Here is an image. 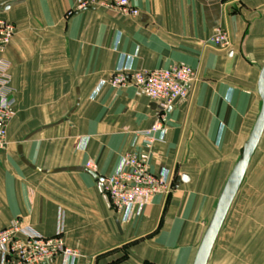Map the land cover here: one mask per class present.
<instances>
[{"label": "crops", "instance_id": "0c3cea01", "mask_svg": "<svg viewBox=\"0 0 264 264\" xmlns=\"http://www.w3.org/2000/svg\"><path fill=\"white\" fill-rule=\"evenodd\" d=\"M111 1L0 0L16 27L0 55L15 99L0 149V229L20 218L44 236L61 230L79 255L52 264H193L260 114L264 0H131L136 16ZM218 28L229 48L213 45ZM122 59L133 70L187 64L196 80L162 112L135 86L112 84ZM161 113L167 133L149 167L169 169L174 189L125 222L104 178L144 147L142 131Z\"/></svg>", "mask_w": 264, "mask_h": 264}, {"label": "built area", "instance_id": "2783aa9c", "mask_svg": "<svg viewBox=\"0 0 264 264\" xmlns=\"http://www.w3.org/2000/svg\"><path fill=\"white\" fill-rule=\"evenodd\" d=\"M95 1L77 0V8H86ZM108 6L125 15L136 16L140 12L131 0H112ZM15 31L14 23L0 14V55L11 43ZM212 43L217 48H229L231 41L227 32L218 28ZM0 70V149H5L8 146V123L15 114V99L9 89L10 79L4 77V67ZM195 80L196 71L187 64L133 70L122 59L111 82L116 87L135 86L139 92L157 101L164 112L175 102L189 96ZM166 133V120L161 113L149 128L142 131L144 147L125 152L120 168L104 178V190L109 201L125 222L134 216H142L154 198L168 196L174 189L169 169L153 172L149 167L154 145L164 140ZM87 167L92 169L93 164L89 162ZM0 253L6 264H52L60 256L74 259L79 255L66 245L61 230L54 236H44L20 218L0 229Z\"/></svg>", "mask_w": 264, "mask_h": 264}, {"label": "rangeland", "instance_id": "374dc122", "mask_svg": "<svg viewBox=\"0 0 264 264\" xmlns=\"http://www.w3.org/2000/svg\"><path fill=\"white\" fill-rule=\"evenodd\" d=\"M254 155L209 264H264V153Z\"/></svg>", "mask_w": 264, "mask_h": 264}, {"label": "water", "instance_id": "95a60500", "mask_svg": "<svg viewBox=\"0 0 264 264\" xmlns=\"http://www.w3.org/2000/svg\"><path fill=\"white\" fill-rule=\"evenodd\" d=\"M258 91L262 99L260 114L244 144L243 151L219 195L214 212L198 246L193 264H209L214 247L248 173L253 156L264 133V65L260 70Z\"/></svg>", "mask_w": 264, "mask_h": 264}]
</instances>
